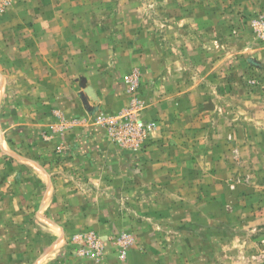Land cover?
<instances>
[{
  "label": "rangeland",
  "instance_id": "374dc122",
  "mask_svg": "<svg viewBox=\"0 0 264 264\" xmlns=\"http://www.w3.org/2000/svg\"><path fill=\"white\" fill-rule=\"evenodd\" d=\"M0 264H264V0H0Z\"/></svg>",
  "mask_w": 264,
  "mask_h": 264
}]
</instances>
